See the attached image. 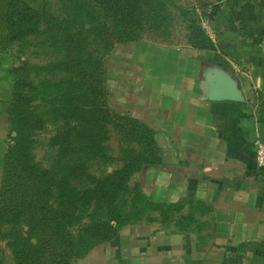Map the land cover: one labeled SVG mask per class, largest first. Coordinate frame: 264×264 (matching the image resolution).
<instances>
[{"label":"trees","instance_id":"16d2710c","mask_svg":"<svg viewBox=\"0 0 264 264\" xmlns=\"http://www.w3.org/2000/svg\"><path fill=\"white\" fill-rule=\"evenodd\" d=\"M196 7L175 0H0V51L16 59L7 68L13 135L0 163V264H71L124 223L173 217L175 202L151 200L134 186L129 196L130 174L158 163L159 147L141 120L108 105L103 61L116 43L146 33L163 41L174 26L192 48L212 49ZM47 127L48 156L36 160L33 135ZM111 135L123 143L117 157L106 143ZM147 206L156 212L144 218Z\"/></svg>","mask_w":264,"mask_h":264},{"label":"crops","instance_id":"0c3cea01","mask_svg":"<svg viewBox=\"0 0 264 264\" xmlns=\"http://www.w3.org/2000/svg\"><path fill=\"white\" fill-rule=\"evenodd\" d=\"M216 24L213 49L142 38L113 49L111 61L122 65L109 76L105 68L107 103L152 130L159 161L141 167L143 189L177 206L165 222L119 227L72 264H264V168L255 165L253 146L259 127L243 117L246 104L208 98L222 85L242 94L264 85V9L222 10ZM9 65L0 59V163L13 135Z\"/></svg>","mask_w":264,"mask_h":264},{"label":"rangeland","instance_id":"374dc122","mask_svg":"<svg viewBox=\"0 0 264 264\" xmlns=\"http://www.w3.org/2000/svg\"><path fill=\"white\" fill-rule=\"evenodd\" d=\"M175 1L176 2H188L189 1V3L193 1L196 2L197 4L196 11L199 14L200 24L204 28L208 37L212 40L214 47H215V43L210 35V33L212 32V30L210 29H212L214 26H220L216 24L217 16L220 11L222 10L227 11L229 14H231V12H234V11H238V12L241 10L247 11V10L255 9V8L264 9V0H175ZM182 33L183 31L181 30V28H179V26H174L173 30L171 31V35L163 41L160 40V37H156L152 35L151 33L144 34L141 40H150V41H156V42H161V43L163 42L167 43L166 41H169V43L173 45L188 46L192 48L185 41ZM118 44L120 43L114 44L113 47L106 53L104 57V61H103L104 67L105 68L106 66L108 67L107 76H109L110 71H112V74H113L114 69L116 67L118 68L119 65H122L121 62L116 64V62L111 61L113 49L116 46H118ZM192 49H195V48H192ZM196 50H199V49H196ZM5 57H7L8 60H10V63L12 62V60L13 62L16 63V59L14 58V56L10 55L8 52L0 51V59H4ZM113 58L114 60L115 59L118 60L119 57H113ZM34 62H39L37 56H34ZM9 81H10V77H9ZM110 82L111 81L109 77L107 80L108 91H109ZM104 89L106 93L107 91L105 87V82H104ZM236 91L238 93V99L233 100V101H238L243 104H246V106H244V110H242L243 117L246 118L247 120L256 121L257 127H259L258 130L264 128V85L250 87L249 90H247L246 94H242L238 90ZM256 111H258L259 113ZM48 128L49 127L45 129L36 130L35 134L33 135L32 151L35 155L36 160L43 161L44 158L48 156V151L50 147L45 145V142H46L45 137L48 134ZM106 143L112 147L111 154L113 155V157H117L118 156L117 144L120 143V140H118V138H116L115 135H111L110 138L106 140ZM120 144H123V143H120ZM133 144H136V143L134 141H131L130 145L133 146ZM148 164H155V163L143 164L141 167L148 165ZM141 167L134 170L129 176V182H128L129 196L133 192V189H132L133 186L140 189L142 193L146 195L143 189L144 182L142 178L143 175H142ZM155 212H156L155 209H153L151 206H147L144 208L143 215L144 214L149 215L150 213L154 214ZM144 218H145V215H144ZM144 218H142L141 220H144ZM140 222H144V221H140ZM128 224H131V223H124L120 225L119 227L126 226ZM76 259H74L71 262V264Z\"/></svg>","mask_w":264,"mask_h":264},{"label":"water","instance_id":"95a60500","mask_svg":"<svg viewBox=\"0 0 264 264\" xmlns=\"http://www.w3.org/2000/svg\"><path fill=\"white\" fill-rule=\"evenodd\" d=\"M209 99L217 100V99H227V100H237L238 93L234 86L230 85H222L217 88L215 91L211 92L208 96ZM258 140L264 144V128L260 129L258 136Z\"/></svg>","mask_w":264,"mask_h":264},{"label":"built area","instance_id":"2783aa9c","mask_svg":"<svg viewBox=\"0 0 264 264\" xmlns=\"http://www.w3.org/2000/svg\"><path fill=\"white\" fill-rule=\"evenodd\" d=\"M254 146V162L258 167L264 168V144H262L258 138L253 140Z\"/></svg>","mask_w":264,"mask_h":264}]
</instances>
